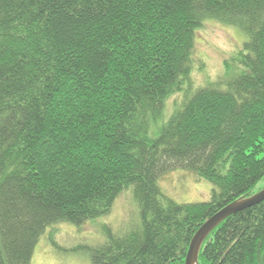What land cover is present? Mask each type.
Masks as SVG:
<instances>
[{
    "label": "trees",
    "instance_id": "obj_1",
    "mask_svg": "<svg viewBox=\"0 0 264 264\" xmlns=\"http://www.w3.org/2000/svg\"><path fill=\"white\" fill-rule=\"evenodd\" d=\"M209 19L250 40L194 90ZM175 167L213 198L166 196ZM263 182L264 0H0V264H32L47 228L101 218L130 188L141 224H104L92 264H185L199 228ZM198 264H264V201L211 231Z\"/></svg>",
    "mask_w": 264,
    "mask_h": 264
},
{
    "label": "rangeland",
    "instance_id": "obj_2",
    "mask_svg": "<svg viewBox=\"0 0 264 264\" xmlns=\"http://www.w3.org/2000/svg\"><path fill=\"white\" fill-rule=\"evenodd\" d=\"M249 40L250 35L238 26L218 20H206L196 31L191 73L195 83L194 90L223 74L225 60L235 51L241 50ZM180 100V94L169 99L164 116L158 122L159 126L170 120L177 108L175 103ZM152 134H155L154 131ZM159 184L166 196L179 203L210 201L213 198L212 183L200 179L189 168L175 167L165 171L159 177ZM104 224L120 234L139 228L140 207L134 197L133 188L124 191L111 211L101 218L81 225L59 223L47 228L35 247L32 264H92L90 249L107 240L103 231Z\"/></svg>",
    "mask_w": 264,
    "mask_h": 264
},
{
    "label": "water",
    "instance_id": "obj_3",
    "mask_svg": "<svg viewBox=\"0 0 264 264\" xmlns=\"http://www.w3.org/2000/svg\"><path fill=\"white\" fill-rule=\"evenodd\" d=\"M263 201L264 188L254 195L243 197L241 199L233 201L232 203L228 204L220 211H218L216 214H214L212 217H210L194 235L190 244L185 264H198L199 253L203 242L211 233V231H213L222 221L239 211L257 205Z\"/></svg>",
    "mask_w": 264,
    "mask_h": 264
}]
</instances>
